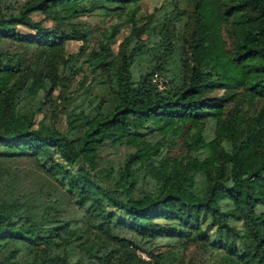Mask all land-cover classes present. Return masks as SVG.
I'll return each mask as SVG.
<instances>
[{
  "label": "trees",
  "instance_id": "1",
  "mask_svg": "<svg viewBox=\"0 0 264 264\" xmlns=\"http://www.w3.org/2000/svg\"><path fill=\"white\" fill-rule=\"evenodd\" d=\"M136 1L23 0L16 8L0 1V38L57 46L63 51L66 40L85 41L87 30L73 25L70 29L46 26L32 12H45L57 22H69L81 13L121 9ZM212 4V0L196 3L200 33L186 54L191 65L189 60L179 59L178 81L161 79L167 69L162 61L165 53H153L150 66L128 89L132 64L144 53L143 45L139 41L127 51L130 38L126 37L112 54L109 42L102 40L93 65L114 78L117 101L105 113L91 112L92 106L85 104L83 112L68 117L63 130L42 120L36 122L35 110L26 114L21 128L2 126L11 112L21 68L0 60V155L38 158L93 227L100 231L104 226L115 244L128 249V264H177L178 248L187 247L192 240L206 246L216 260L264 264V194L254 193L252 180L264 181V139L256 135L237 139L241 132L237 126L240 119L235 122L238 110L231 109L222 118L223 104L203 94L206 87L241 84L250 96L264 97V0H227L224 11L235 14L236 38L227 66L214 68L206 64L212 48V28L218 21ZM17 25L33 31L22 33L16 30ZM15 73L17 80H12ZM207 116L218 119L216 137L200 144L189 141L181 154L160 158L162 146L177 136L183 122ZM156 133L160 137L153 141ZM246 141L253 142L257 150L251 170L242 175L239 150ZM120 144L133 147L121 163L102 157V148ZM209 156L213 157L211 164L202 167L201 161ZM3 180L0 176V264H110L111 251L104 250L105 242L95 233L84 230V244L69 246L62 233L68 221H63L53 199L45 203L47 208L55 207L53 219L35 220L27 213L11 211L9 207L17 200L13 186ZM148 180L150 185H146ZM5 199L11 202L4 205ZM28 230L34 232L33 239H28L31 250L5 245L8 239L24 240ZM124 230L131 236L121 234ZM162 236L176 239L180 246L148 259L136 253L141 247L139 240ZM32 253L39 259H31ZM208 264L214 262L210 259Z\"/></svg>",
  "mask_w": 264,
  "mask_h": 264
},
{
  "label": "rangeland",
  "instance_id": "2",
  "mask_svg": "<svg viewBox=\"0 0 264 264\" xmlns=\"http://www.w3.org/2000/svg\"><path fill=\"white\" fill-rule=\"evenodd\" d=\"M3 4L16 6L23 0H0ZM199 0H137L125 8H98L90 12L71 17L68 21L57 22L47 17L45 12L35 11L32 16L41 19L46 26L59 29H70L73 26L87 30L85 41L69 39L63 43V51L59 47L39 46L10 38H0V60L19 65L21 70L18 78V89L13 94L11 112L2 120V126L12 124L21 128L26 120V114L35 110V121H43L51 126L63 130L68 117L85 110V104L91 105V112L109 111L117 101V83L107 71L94 67V53L99 50L102 40H107L112 54L119 49V43L126 37L129 41L126 50L132 45L140 43L144 53L135 57L132 64V79L126 84L128 89L134 87L142 70L151 64L153 53H165L164 63L167 69L160 76L161 79L181 80L177 65L186 60V54L197 36L200 28L197 26L195 13L196 3ZM202 1V0H201ZM211 5L217 15V25L213 26V38L206 64L210 68L215 65H225L231 55L235 41L234 13H226L227 0H212ZM1 3V4H2ZM12 8L11 5H9ZM16 30L29 33L33 30L23 25H17ZM111 33V34H110ZM140 41V42H139ZM189 60L187 58L186 62ZM18 73V72H17ZM17 73L12 80H17ZM204 96L214 97L224 106L222 118H225L231 109L238 110V125L241 132L237 139L245 135L259 136L264 139V97L250 96L241 84L219 85L213 88H204ZM218 119L207 116L198 121H187L181 124V131L169 144L162 146L160 158H171L181 154L187 143H204L217 136ZM160 133V132H159ZM161 134V133H160ZM156 133L151 139L160 137ZM260 142V141H259ZM4 149L7 152L11 150ZM129 144L117 146L108 145L100 150L102 157L121 163L125 154L132 150ZM257 147L253 142H243L239 154L242 159L238 163L239 172L246 175L252 168L256 157ZM213 157L209 156L201 161V166L211 164ZM264 174V171H263ZM0 176L3 182L13 186V197L16 203L9 207L14 212H24L35 220H49L54 218L55 207L47 208L46 201L53 199L54 204L61 209L60 216L67 223L62 233L69 246L84 244V230L95 233L104 241V250L111 251L110 264H128L125 255L126 247H121L112 241L110 230L104 226L97 231L91 221L84 216V211L73 201L55 179L44 170L38 158L32 155L7 153L0 155ZM255 194H264V181L252 179ZM152 182L148 180L146 185ZM11 202L5 199L4 205ZM261 206H258V209ZM77 220V222L73 221ZM88 228V229H86ZM90 234V235H91ZM121 234L131 236L128 231ZM34 232L28 230L24 240L8 239L6 246H15L19 249L31 250L28 239H33ZM141 245L136 253L148 259L152 254L171 248L176 250L180 246L174 238L162 236L151 240L141 239ZM180 261L177 264H232L222 259L211 258V251L198 240L187 243V247L178 248ZM58 253H61L58 251ZM39 255L31 254V259L38 260ZM99 264V263H96Z\"/></svg>",
  "mask_w": 264,
  "mask_h": 264
},
{
  "label": "built area",
  "instance_id": "3",
  "mask_svg": "<svg viewBox=\"0 0 264 264\" xmlns=\"http://www.w3.org/2000/svg\"><path fill=\"white\" fill-rule=\"evenodd\" d=\"M156 78V76L154 77V79Z\"/></svg>",
  "mask_w": 264,
  "mask_h": 264
}]
</instances>
